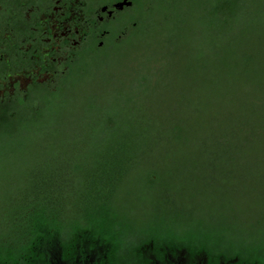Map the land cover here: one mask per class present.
<instances>
[{"label": "rangeland", "instance_id": "374dc122", "mask_svg": "<svg viewBox=\"0 0 264 264\" xmlns=\"http://www.w3.org/2000/svg\"><path fill=\"white\" fill-rule=\"evenodd\" d=\"M244 1L245 9L241 11L231 40L242 45L246 56L254 59L256 56L254 63L262 67L264 73V0ZM176 2L172 7L174 11L183 10L186 24L171 32L164 26L163 15L155 20L156 25L148 26L149 17L142 7L127 9L124 15L127 38L111 48L98 50L93 47L89 55L85 52L84 60H77L69 78L62 84L59 99L49 106L43 104V116L37 124L0 140V211L8 202L7 195L19 191L30 174L36 176L37 173L40 177V174H46L50 178L47 181L63 185L61 179L65 173L61 170L67 159L81 160V156L94 154L84 150L86 142L94 145L92 149L99 156L116 149L123 139H127V121L137 115L169 121L173 119L171 114H180L182 120L190 124L193 142L192 146L186 145L189 149L186 153L190 156L200 145L217 146L216 136L221 140L223 134L220 132L225 126L218 130L216 124L231 114L235 106L239 111L249 109L255 103L264 106V80H261V86H255L258 82L254 80L247 81L240 85L238 92L224 95L222 91L206 93L199 85L203 67H199L196 58L199 60L200 50L207 42L203 25L215 10L223 11L222 6L227 0ZM152 6L153 3H147L144 7L149 15ZM42 22L47 19L43 17ZM57 22L52 19L51 30L56 36L61 28L73 27L65 22L58 28ZM131 22L136 23L129 25ZM74 28L76 33L78 27ZM60 42L59 37L48 41L49 47L44 48V53L49 49L60 51ZM56 60L58 66L64 64L67 53L61 50ZM64 70L67 72L68 69ZM38 71L11 76L5 87L12 91L13 85L19 82L21 89H25ZM143 75L148 78L147 90L137 87ZM38 77L41 82L47 81L52 90L58 86L55 74ZM253 127L257 129L255 123ZM161 141L155 152L136 154V167L128 171L124 168L115 190H108L111 183L101 188V182H98L95 188L98 191L107 187V193H112L108 203L122 221L123 233L135 239L142 231L166 223L172 232L187 236L180 224L195 220L197 216L194 215L202 203L205 221L231 226L232 231H228L231 243L264 244V143L254 144V152L250 150L246 156H237L238 168L227 170L217 165L209 171L181 167L182 161L189 163L193 158L180 152L173 140ZM98 147L103 149L96 150ZM51 158L53 165H50ZM170 163L177 167L172 168ZM155 164H161L158 185L156 189L146 190L145 179L151 172L145 169ZM96 170L86 167L85 173ZM168 176L174 181L170 180L168 183L172 184L167 186L164 182ZM64 189L59 192L63 195L70 192ZM179 192L187 198L185 204L179 202ZM80 193L84 194L77 192ZM68 202L73 213L79 210L76 200L68 199Z\"/></svg>", "mask_w": 264, "mask_h": 264}, {"label": "trees", "instance_id": "16d2710c", "mask_svg": "<svg viewBox=\"0 0 264 264\" xmlns=\"http://www.w3.org/2000/svg\"><path fill=\"white\" fill-rule=\"evenodd\" d=\"M128 1L133 6L127 9L142 7L143 12L149 17L148 26L156 25L155 20L159 19L161 15L164 16L163 23L169 32L186 24L182 17L183 10L174 11V7H172L173 3H177L176 0ZM147 3H153L150 15L144 11ZM245 5L244 0H227L222 6L223 11L215 10L203 25L207 42L205 47L200 50L201 55L199 54V60L196 58V62H199V67H203V72H205H201L199 85L206 93L222 91L224 95L230 92H238L240 85L247 81L258 82L254 84L255 86H261L264 83H261V80H264L263 69L254 63L256 56L255 59L246 56L242 45L235 44L231 40ZM133 23L136 22H131L129 25ZM140 24L138 22V25ZM89 54L88 52L87 55ZM84 56L85 53L80 54V62L84 60ZM70 67L67 75L63 78V83L69 78L75 64L70 65ZM139 80L137 87L147 90L148 78L143 75ZM63 83L56 90L45 88L40 84L35 85V88L32 89L34 94L28 96V100L25 102L0 103V140L35 126L43 116L44 105L49 106L59 99V92ZM257 100L259 101L258 98ZM262 108H264L263 104L256 105L255 103L249 109L239 111L235 106L231 114L216 124L218 130H222V126H225L224 130L220 132L223 134L221 140L220 137L216 136L217 146L200 145L196 153L190 155L193 161L189 163L182 161L180 166L191 167L192 169L206 168L209 171L214 170L217 165L227 170L234 167L238 168L237 156H246L248 151H253L254 144L264 143V110ZM203 109L201 106L200 111L203 112ZM176 115L178 114L176 113ZM176 115L171 114L173 119L169 121L164 119L158 121L156 118L149 119V117L145 119V115H137L136 118L127 121V139H123L121 145L107 153L109 157L107 154L97 155L95 149H92L94 145L86 142L84 150L87 153L92 151L94 154L89 157L88 155L81 156V160L67 159L63 167L64 170H61L62 173H65V177L61 179L63 185L57 184L56 181H47L50 178L46 177V174H40L41 177L37 173L36 176L30 174L25 178L24 186L14 194H8L7 204H3L1 207L0 264H33L31 258L36 253V247L43 245L46 240L52 241V245H56L55 241L58 240L64 247L75 248L80 236L85 235L86 230H92L100 222L101 225L103 222H110V227L106 229L107 234L116 236L118 241L120 240L119 235L128 240L131 235L123 233L122 221L113 217L115 215H112L107 209H112V205L108 203L112 193L110 195L107 193L109 192L106 191L107 187L98 191L95 188L98 182H101L99 184L101 188L105 184L111 183L108 190H115L114 187L119 184V180L124 174V168L127 167L128 171V169L136 167V154L141 151L149 154L155 152L158 148L157 143H162V139L173 140L174 143H177L180 152L190 157L186 153L189 150L186 145L192 146L193 142L190 139V124L183 121L180 114L178 117ZM213 122L216 120L213 119ZM253 123L256 124L257 129L253 127ZM98 149H103V147L96 148V150ZM49 161H51L50 165H53V159L51 158ZM160 165H148L145 169L151 172L145 179L146 190L156 189ZM170 166L174 169L177 167L175 163H170ZM86 167L97 170L86 175ZM54 173L57 177L55 171ZM70 178L71 181L68 180ZM170 180L174 181L169 177L164 184L171 185L172 183H168ZM175 182L181 183L180 181ZM63 188H67L70 192L63 195L59 192ZM75 190L78 191L75 192ZM77 192H84V194H77ZM178 196L181 204L187 202V198L182 192H179ZM68 199L77 201L79 206L77 212L73 213L70 209L71 203L68 202ZM199 204L202 205V203ZM200 205L196 215H194L197 216L194 218L195 220L188 221L184 225L180 224V227L187 231V236L172 232L170 225L164 223L159 228L152 227L142 231L138 236L139 238H135L139 241L137 243L132 241L131 246L134 249V246L138 247L139 244L142 243L141 245H143L144 242L147 241L148 243L152 239L157 241L171 239L198 247L232 245L247 257L264 263V244H245L243 242L237 245L231 243L228 235V231H232L231 226L212 225L208 220L205 221L203 218L204 211ZM196 232L200 234L195 235Z\"/></svg>", "mask_w": 264, "mask_h": 264}, {"label": "flooded vegetation", "instance_id": "af4514ba", "mask_svg": "<svg viewBox=\"0 0 264 264\" xmlns=\"http://www.w3.org/2000/svg\"><path fill=\"white\" fill-rule=\"evenodd\" d=\"M127 2L0 0V92L3 91L0 93V103L27 101L28 96L34 94L32 89L35 85L51 89L47 81H39V75L55 74L60 86L70 65L77 62L80 54L91 53L93 47L104 50L121 44L127 38L128 26L124 15L127 8L133 6H127ZM43 17L47 22H42ZM52 19L58 21V28L65 22L71 23L73 27L68 30L61 28L56 36L51 30ZM74 27H78L76 33ZM57 37L61 40L58 46L60 51L49 49L44 53L48 41ZM61 50L67 53V61L58 66L56 59ZM36 69H39L38 75L33 76L25 89H21L19 82L13 85L12 91L5 87L11 76L31 73ZM107 209L115 215L113 217H117L111 208ZM108 227L109 221L103 222V225L100 222L92 230H86L75 248L64 247L58 240L55 241L56 245H52V241L46 240L43 245L36 247L31 261L33 264H264L247 257L232 245L198 247L171 239H152L133 249L132 241L137 243L139 239L132 240L129 237L127 240L119 235L118 241L116 236L107 234Z\"/></svg>", "mask_w": 264, "mask_h": 264}, {"label": "water", "instance_id": "95a60500", "mask_svg": "<svg viewBox=\"0 0 264 264\" xmlns=\"http://www.w3.org/2000/svg\"><path fill=\"white\" fill-rule=\"evenodd\" d=\"M127 6H129V5H131V2H127V3H125Z\"/></svg>", "mask_w": 264, "mask_h": 264}]
</instances>
